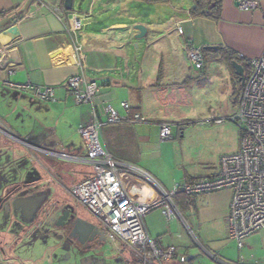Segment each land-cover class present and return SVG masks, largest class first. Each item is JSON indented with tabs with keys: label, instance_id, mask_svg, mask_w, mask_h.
Segmentation results:
<instances>
[{
	"label": "crops",
	"instance_id": "obj_1",
	"mask_svg": "<svg viewBox=\"0 0 264 264\" xmlns=\"http://www.w3.org/2000/svg\"><path fill=\"white\" fill-rule=\"evenodd\" d=\"M39 1L46 8H38L34 0H0V45L7 49L0 58V178L5 181L13 169L17 179L26 181V188L13 190L22 197L18 208L26 212L43 194L60 197L57 185L67 191L90 172L88 165L67 159L80 154L77 130L89 117V107L75 105L64 87L69 77L79 74L78 62L86 78L100 87V107L110 106L128 118L145 117L141 125L104 124L99 141L119 163L150 174L148 161L154 144L160 143L161 123L171 124L174 139L184 125L203 117L202 109L210 99L225 110L219 118L227 119L237 110L240 82L232 67L218 49L210 50L203 55L200 75L186 59V42L222 48L244 59L255 58L264 49V0H253L257 7L250 10L239 9L236 0H221L218 20L191 16V0H73L70 11L64 9V0ZM77 20L81 28L74 34L80 51L75 55L67 29L72 30ZM134 25L145 27L143 38H136ZM9 69L12 73L7 75ZM7 82L50 86L55 100L41 101ZM122 102L128 106L127 113L120 107ZM216 174L217 170L205 176L184 173L181 182ZM1 182L0 192H7L6 182ZM230 200L231 191L226 189L178 204L187 215L189 229L201 233L214 254L228 260L236 256L238 264H264V229L247 237L240 249L227 238ZM171 222L177 229L160 238L150 234L149 224L145 226L160 249L174 245L183 252L188 246L186 236L178 219L167 224ZM10 240L9 235L0 236V249L5 251H0V264H32L14 263L7 256ZM33 261L47 264L49 260L45 255Z\"/></svg>",
	"mask_w": 264,
	"mask_h": 264
},
{
	"label": "built area",
	"instance_id": "obj_2",
	"mask_svg": "<svg viewBox=\"0 0 264 264\" xmlns=\"http://www.w3.org/2000/svg\"><path fill=\"white\" fill-rule=\"evenodd\" d=\"M34 2L38 8H46L39 0ZM236 4L243 10L257 7L253 0H236ZM57 18L61 19L59 15ZM80 28L81 22L77 20L72 30L67 29L72 36L71 46L75 55L79 54L80 48L74 33ZM176 29L178 34L182 33L179 26ZM6 51L0 45V58ZM185 56L202 75V49L189 40L186 42ZM239 58L243 59L242 56ZM245 60L248 68L235 114L227 119H210L215 124L230 121L238 128V150L220 158L214 177L174 183L169 191L144 170L119 163L101 147L99 141L104 124L141 125L146 123L145 117L135 114L128 118L125 114L119 115L110 106L100 107V87L86 78L81 62H78L79 74L65 81L64 87L74 104L89 107L88 119L77 130L80 154L67 159L88 165L90 172L70 186L67 192L93 217L106 240L121 245L138 264H165L172 260L180 264L186 262V256L179 247L171 245L166 250L160 249L157 241L149 235L144 222L146 214L158 209L166 222L178 219L192 234L174 203L173 198L178 194L195 197L230 190L231 200L225 229L227 238L234 241L238 249L247 237L264 229V49L259 56ZM6 73L10 75L12 71L9 69ZM9 85L19 92H30L41 101L55 100L54 89L50 86ZM120 107L127 113L126 103H120ZM171 127L166 122L159 125L160 143L173 139Z\"/></svg>",
	"mask_w": 264,
	"mask_h": 264
},
{
	"label": "rangeland",
	"instance_id": "obj_3",
	"mask_svg": "<svg viewBox=\"0 0 264 264\" xmlns=\"http://www.w3.org/2000/svg\"><path fill=\"white\" fill-rule=\"evenodd\" d=\"M210 101L202 109V118L196 117L197 119L192 121V124L184 125L173 140L165 142V144L155 143L153 146V152L148 161V165L152 168L149 175L166 191L171 189L173 183H180L184 173L189 176H205L207 173L216 171L220 158L230 155L238 149L240 139L238 128L230 121H224L221 124L211 122V118H219L225 110L218 109L219 101H215V99H210ZM209 108L213 110L209 112ZM57 186L60 196L64 195L74 203L68 192L60 189L59 185ZM51 187L54 188V184ZM74 204L80 216L95 223L90 214L76 203ZM176 205L180 210V205L178 203ZM180 212L184 218L187 216L183 209ZM146 215L145 223L149 224L151 235L158 234L157 236L160 238L164 236L163 234L174 232L177 229L174 222L167 224L158 209H153ZM179 223V230L186 236L188 242V246L183 251L186 256V262L183 264H238L236 256L228 260L226 256L214 254L211 248L204 243L201 233L192 230V235L181 221ZM8 230V226H3L2 211L0 210V236L8 235ZM196 238L201 244L197 242ZM31 244L27 240L16 248V252H14L15 249L7 251L9 254L7 256L14 263L31 261L34 264L35 258L46 255L51 264H138L126 250H122L119 245L108 240L90 246L89 252L85 254H78L73 248L68 249L64 244H60V240L55 237H53V242L49 241L45 244L38 239ZM14 253L17 257L13 256ZM165 264L180 263L177 260H172Z\"/></svg>",
	"mask_w": 264,
	"mask_h": 264
},
{
	"label": "flooded vegetation",
	"instance_id": "obj_4",
	"mask_svg": "<svg viewBox=\"0 0 264 264\" xmlns=\"http://www.w3.org/2000/svg\"><path fill=\"white\" fill-rule=\"evenodd\" d=\"M8 174L5 181L4 178H0V181L2 180L1 184L6 182L4 185L9 190V192L8 190L7 192H0V210L2 211L3 226L9 228L8 235L11 237V249H15L14 252L20 244L27 240L31 244L39 239L46 244L49 241L53 242V237H55L60 240V244H64L68 249L73 248L78 254H85L89 252L90 246L106 240L104 232L95 223L89 222L80 216L75 209L76 205L74 203L76 202L72 199L74 203L71 202L64 195L58 197L57 194L48 192L40 196L41 200L30 211L20 210L17 204L22 197H16L17 195L13 194V190L20 186L25 187L27 183L24 180L23 182L17 179L16 172L13 169ZM53 184L56 185V181ZM70 206L73 211L69 209ZM76 219L93 225L98 234L91 238L92 234H85L84 231H74L73 227ZM31 246L33 247V244ZM0 251L5 253L2 249ZM13 256L17 257L16 253ZM47 264H51V261L49 260Z\"/></svg>",
	"mask_w": 264,
	"mask_h": 264
},
{
	"label": "trees",
	"instance_id": "obj_5",
	"mask_svg": "<svg viewBox=\"0 0 264 264\" xmlns=\"http://www.w3.org/2000/svg\"><path fill=\"white\" fill-rule=\"evenodd\" d=\"M192 7L189 10V13L191 16H198V15H204L206 17H211L214 20H218L220 18L221 14V0H191ZM3 14V12H0V16ZM202 49V54L206 55V53H210V50H206L204 48ZM218 53L220 56L224 57L226 59V62L229 66H231V62L235 61L243 68L244 76H246L248 64L246 63V60L243 58H239V56H235L233 53L229 51H223L222 48H217ZM242 86L240 85V92H241ZM240 96V95H239ZM240 98V97H239ZM239 102V99H238ZM196 180V179H194ZM188 181V180H187ZM193 181V180H190ZM192 197H188L182 194L176 195L173 200L175 199L174 203L175 205L177 203H186L187 201L190 202V199ZM179 199V201H177ZM182 200V201H181ZM177 206V205H176Z\"/></svg>",
	"mask_w": 264,
	"mask_h": 264
},
{
	"label": "water",
	"instance_id": "obj_6",
	"mask_svg": "<svg viewBox=\"0 0 264 264\" xmlns=\"http://www.w3.org/2000/svg\"><path fill=\"white\" fill-rule=\"evenodd\" d=\"M72 1L73 0H64L63 6H64V9L66 11H70L72 9ZM133 29L138 32V34L136 35L137 39L143 38V36L146 33V29L142 25H134ZM13 30H14L13 27L8 29V31H10V32L13 31ZM204 49H206V50H216L217 47L208 46V47H204ZM231 67L233 69V72H234L235 76L238 78V81L240 82V85L242 86L243 83H244V73H243L242 66L239 65L238 63H236L235 61H233V62H231ZM69 209L71 211H73L71 206L69 207ZM73 230L77 231V232L84 231L85 234H92L93 236L91 238H93L95 236V234L96 235L98 234V232L94 229L93 225H91L90 223H87L85 221H82L80 219H76L75 220V224H74ZM94 232H96V233H94Z\"/></svg>",
	"mask_w": 264,
	"mask_h": 264
}]
</instances>
